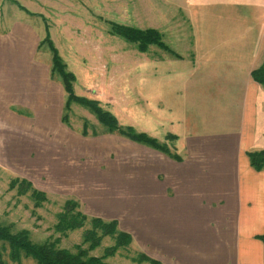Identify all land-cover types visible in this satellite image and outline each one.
Wrapping results in <instances>:
<instances>
[{
  "label": "crops",
  "instance_id": "obj_1",
  "mask_svg": "<svg viewBox=\"0 0 264 264\" xmlns=\"http://www.w3.org/2000/svg\"><path fill=\"white\" fill-rule=\"evenodd\" d=\"M158 32L174 54L138 53L137 131L180 160L125 138L133 161L120 154L76 194L118 212L132 237L124 250L160 264H264V170L247 157L264 149V86L251 77L264 63V0H168ZM40 40L33 54L0 41V102L54 105L51 59L35 60Z\"/></svg>",
  "mask_w": 264,
  "mask_h": 264
},
{
  "label": "rangeland",
  "instance_id": "obj_2",
  "mask_svg": "<svg viewBox=\"0 0 264 264\" xmlns=\"http://www.w3.org/2000/svg\"><path fill=\"white\" fill-rule=\"evenodd\" d=\"M17 5L44 19L26 14ZM167 15L168 0H0V41L3 46L15 47L21 41L20 47L33 54L35 42L38 38L43 40L47 24L66 69L74 75L75 95L98 101L119 126H130L138 132V128L145 127L143 121L136 119L139 104L135 103L133 69L139 52L135 45L111 35L110 26L155 28L165 35ZM23 29L29 31V37ZM155 49L149 48V54L156 53ZM36 57L50 60L51 54L43 45L37 49L35 60ZM47 79L55 101L44 111L36 104L0 102V223L14 233L27 230L34 243L58 240V248L75 253V246L87 247L82 244V237L89 224L65 234L55 232L64 202L78 196V187L83 191L84 185L102 182L101 175L109 161H117L120 154L122 160L133 161L136 151L127 139L107 132L90 112L78 105L70 106L68 122L63 123L66 94L59 77L49 71ZM84 123L86 136L82 134ZM14 178L30 181L47 195V202L34 207L29 192L19 196L16 189H9ZM75 200L83 214L96 212L117 217L110 219L117 224L118 219H123L118 212L96 201L87 202L88 206L80 196ZM112 245L113 240L104 237L89 255L100 257ZM0 255L1 264H36L32 258L10 260L9 248L4 244H0ZM134 256L135 253L121 250L105 261L135 264L130 261Z\"/></svg>",
  "mask_w": 264,
  "mask_h": 264
},
{
  "label": "trees",
  "instance_id": "obj_3",
  "mask_svg": "<svg viewBox=\"0 0 264 264\" xmlns=\"http://www.w3.org/2000/svg\"><path fill=\"white\" fill-rule=\"evenodd\" d=\"M18 8L31 16H38L42 20L41 15H35L28 12L22 6ZM110 34L120 37L125 42L135 45L139 53H146L152 46L163 51L174 54L162 41V35L155 29H139L135 27L112 24L110 26ZM45 45L51 54V75L59 77L63 91L66 94L64 103L65 114L62 116L63 123L68 122L67 112L72 104L78 105L90 112L97 122L106 129L107 132H116L118 135L127 138L128 140L147 146L154 150L160 151L169 155L171 158L179 161L180 158L170 153L168 146L165 143H159L156 139L148 136L145 133L136 132L132 127L122 128L118 125L117 120L108 111L104 110L98 101L79 97L73 92L74 75L66 69V64L59 55L58 49L54 45L50 33L49 26L45 24V36L40 41L38 48ZM178 57V56H177ZM252 79L261 86H264V63L262 66L251 72ZM87 125L83 124L82 134L87 135ZM95 135V133H93ZM168 141H173L174 136L169 135L166 138ZM250 166L256 170H264V149L247 153ZM9 189H16L19 196L30 193V197L34 202V207H40L44 202H47V195L35 189L32 183L26 179L14 178L10 181ZM79 203L75 200H66L62 210L57 215V222L54 230L57 233L65 234L69 231L81 229L86 223L89 224V229L83 232L82 244H86V248L82 245L75 246L76 252L72 253L67 249L57 247L58 240L52 242L45 241L43 243H34L29 239L27 230H20L16 233L12 232L8 226L0 223V244L7 245L9 248V258L14 262H19L21 257L32 258L36 264H110L106 262L107 257L113 256L120 249H127L132 243V237L118 229V224L115 220L104 221L98 217H88L79 210ZM104 237H109L113 240V245L105 248L104 254L100 257L90 256L89 252L95 250ZM258 239L264 243V234ZM1 257V255H0ZM130 261L135 264H160L144 254H137L130 258ZM0 260V264H1Z\"/></svg>",
  "mask_w": 264,
  "mask_h": 264
}]
</instances>
